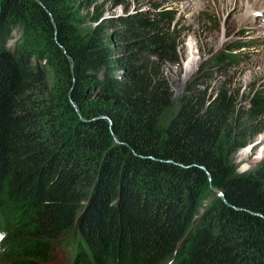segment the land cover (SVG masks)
I'll return each mask as SVG.
<instances>
[{
  "label": "trees",
  "instance_id": "obj_1",
  "mask_svg": "<svg viewBox=\"0 0 264 264\" xmlns=\"http://www.w3.org/2000/svg\"><path fill=\"white\" fill-rule=\"evenodd\" d=\"M104 2L0 0V264L57 242L70 264H264V163L229 160L263 129L264 91L241 110L196 74L162 124L174 14Z\"/></svg>",
  "mask_w": 264,
  "mask_h": 264
},
{
  "label": "rangeland",
  "instance_id": "obj_2",
  "mask_svg": "<svg viewBox=\"0 0 264 264\" xmlns=\"http://www.w3.org/2000/svg\"><path fill=\"white\" fill-rule=\"evenodd\" d=\"M155 5L174 14L171 25L179 55L177 64L162 67L172 105L161 113L160 122L165 124L175 112L187 79L200 73L207 92L227 88L235 105L246 110L248 97L264 91V11L255 13L259 6L251 0H123L122 5L105 0L103 15L116 17L133 11L148 14ZM88 25L85 22L84 26ZM18 33V28H13L6 42L11 45ZM30 60L35 62L33 56ZM48 80L52 81L50 72ZM256 123L263 129L247 131L249 141L229 156L236 171L246 172L264 163V116ZM72 252L70 243L57 242L44 264H70Z\"/></svg>",
  "mask_w": 264,
  "mask_h": 264
},
{
  "label": "bare ground",
  "instance_id": "obj_3",
  "mask_svg": "<svg viewBox=\"0 0 264 264\" xmlns=\"http://www.w3.org/2000/svg\"><path fill=\"white\" fill-rule=\"evenodd\" d=\"M254 1L255 5H258L259 8H255V13H259V11H264V0H251Z\"/></svg>",
  "mask_w": 264,
  "mask_h": 264
},
{
  "label": "water",
  "instance_id": "obj_4",
  "mask_svg": "<svg viewBox=\"0 0 264 264\" xmlns=\"http://www.w3.org/2000/svg\"><path fill=\"white\" fill-rule=\"evenodd\" d=\"M216 195L222 196L221 190L217 188H212Z\"/></svg>",
  "mask_w": 264,
  "mask_h": 264
}]
</instances>
